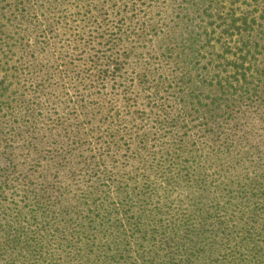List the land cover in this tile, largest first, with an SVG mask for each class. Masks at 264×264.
<instances>
[{
  "label": "trees",
  "instance_id": "obj_1",
  "mask_svg": "<svg viewBox=\"0 0 264 264\" xmlns=\"http://www.w3.org/2000/svg\"><path fill=\"white\" fill-rule=\"evenodd\" d=\"M0 264H264V0H0Z\"/></svg>",
  "mask_w": 264,
  "mask_h": 264
},
{
  "label": "rangeland",
  "instance_id": "obj_2",
  "mask_svg": "<svg viewBox=\"0 0 264 264\" xmlns=\"http://www.w3.org/2000/svg\"><path fill=\"white\" fill-rule=\"evenodd\" d=\"M75 26H76V25H74V29H75V30H73V33H74V34H79V30H77V29L75 28ZM87 31H88V30H87Z\"/></svg>",
  "mask_w": 264,
  "mask_h": 264
}]
</instances>
